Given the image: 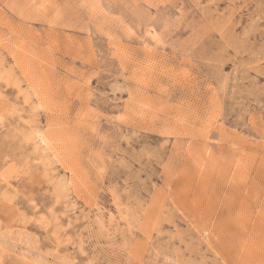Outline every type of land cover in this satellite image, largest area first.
Returning <instances> with one entry per match:
<instances>
[{"label": "rangeland", "instance_id": "obj_1", "mask_svg": "<svg viewBox=\"0 0 264 264\" xmlns=\"http://www.w3.org/2000/svg\"><path fill=\"white\" fill-rule=\"evenodd\" d=\"M0 264H264V0H0Z\"/></svg>", "mask_w": 264, "mask_h": 264}]
</instances>
